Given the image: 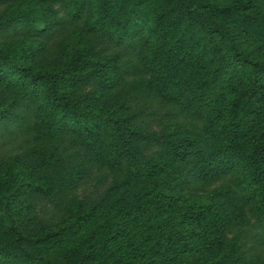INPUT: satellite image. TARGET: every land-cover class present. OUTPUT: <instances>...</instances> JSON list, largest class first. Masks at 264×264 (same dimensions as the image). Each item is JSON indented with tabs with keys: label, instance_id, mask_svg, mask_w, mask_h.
<instances>
[{
	"label": "trees",
	"instance_id": "obj_1",
	"mask_svg": "<svg viewBox=\"0 0 264 264\" xmlns=\"http://www.w3.org/2000/svg\"><path fill=\"white\" fill-rule=\"evenodd\" d=\"M0 264H264V0H0Z\"/></svg>",
	"mask_w": 264,
	"mask_h": 264
},
{
	"label": "rangeland",
	"instance_id": "obj_2",
	"mask_svg": "<svg viewBox=\"0 0 264 264\" xmlns=\"http://www.w3.org/2000/svg\"><path fill=\"white\" fill-rule=\"evenodd\" d=\"M82 194H83V195H82ZM82 194H81L82 197H83V196H87V195H91V196H93V197H97L98 192H96V191L92 190L91 188H89V189H87L86 191H84Z\"/></svg>",
	"mask_w": 264,
	"mask_h": 264
}]
</instances>
